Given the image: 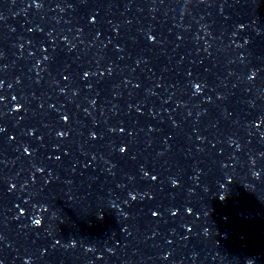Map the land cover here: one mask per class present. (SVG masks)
Wrapping results in <instances>:
<instances>
[{
  "label": "snow or ice",
  "instance_id": "snow-or-ice-1",
  "mask_svg": "<svg viewBox=\"0 0 264 264\" xmlns=\"http://www.w3.org/2000/svg\"><path fill=\"white\" fill-rule=\"evenodd\" d=\"M122 151H123V149H122ZM36 223L38 224V223H39V221L37 220V221H36Z\"/></svg>",
  "mask_w": 264,
  "mask_h": 264
}]
</instances>
